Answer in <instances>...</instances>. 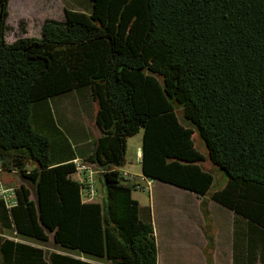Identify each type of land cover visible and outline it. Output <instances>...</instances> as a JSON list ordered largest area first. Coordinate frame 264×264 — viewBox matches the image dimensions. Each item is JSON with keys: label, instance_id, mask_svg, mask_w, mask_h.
Instances as JSON below:
<instances>
[{"label": "trees", "instance_id": "obj_1", "mask_svg": "<svg viewBox=\"0 0 264 264\" xmlns=\"http://www.w3.org/2000/svg\"><path fill=\"white\" fill-rule=\"evenodd\" d=\"M85 2L64 0V19L47 18L40 36L9 42V0H0V175L14 170L24 180L12 207L0 198V264H46L39 248L4 229L112 264H157L151 216L132 197L141 184H126L120 169L141 129L144 175L232 209L234 264H264V0ZM20 28L26 32L24 21ZM85 89L101 130L86 159L100 170L101 201H84L73 158L52 153L63 131L49 100ZM39 103L48 104L41 128ZM220 169L226 182L214 188ZM201 209L214 264L205 197Z\"/></svg>", "mask_w": 264, "mask_h": 264}, {"label": "crops", "instance_id": "obj_2", "mask_svg": "<svg viewBox=\"0 0 264 264\" xmlns=\"http://www.w3.org/2000/svg\"><path fill=\"white\" fill-rule=\"evenodd\" d=\"M73 1V0H70ZM76 1V0H75ZM33 6L29 7V4L26 0H21V4L18 6L19 15L17 17V28L19 29V34L15 36V39L21 36H35L31 35L32 32H39L41 35L42 25L44 24L47 18H53L57 20H62L65 18L64 5H62V15L61 17L54 16H44L41 18V9L38 3H34L32 0ZM36 2V1H35ZM86 4L85 0L82 1ZM10 3V0H9ZM81 3V2H80ZM20 8L22 14L20 12ZM10 11V7H9ZM11 15L9 14L8 23L10 25L9 19ZM24 21L26 26V32L23 33L20 28V22ZM11 26V25H10ZM12 28V27H10ZM13 29V28H12ZM10 30V29H9ZM39 35V36H40ZM14 39V40H15ZM13 40V41H14ZM12 42V41H10ZM77 95H69L66 96L64 100H58L57 103H54L52 106L49 102L50 107L52 108L53 113L55 112L56 117L61 125L60 129L63 131V134H54L53 137V157L56 161H68L70 158L73 160L78 159L79 161L87 162L86 160L94 151L95 141L101 135V130L95 123V113L97 111L96 104L93 101L92 96L90 95L87 89L76 92ZM52 99V98H51ZM50 101V100H49ZM43 104H37L36 108L38 110V125L41 128V111L43 107L48 108V104L42 106ZM63 127L65 128L67 134L70 136L72 141L66 135ZM131 138V137H130ZM129 142V139H128ZM143 146V144H142ZM142 146L139 147L138 157L141 159L142 165ZM128 149V148H127ZM127 157V155H126ZM207 164V163H206ZM122 172L128 173L126 175V184L134 186L135 184H141V188H135L132 191V197L139 201L136 197H134L133 192L142 189H147L149 193L156 192V185L158 183H166L172 186H175L184 192H180L182 196L181 199L178 198L177 202L171 197L169 198L170 190L163 189L162 193L166 194L165 199L161 201L160 204L165 203L166 205L161 209L164 215L168 218L167 221L170 229L165 234L166 240L169 242L170 240L174 241L171 244L165 246H160L158 240V263L157 264H207V257L205 254V246L207 244L206 235L203 231L204 224V214L201 209V201L203 198H207L209 209L211 211V215L214 221V226L216 230V243H215V252H214V264H234V248H235V237L233 234L234 231V222H235V212L229 207L221 204L220 202L210 198L208 195L201 196L195 191L182 188L180 186L162 181L160 179L146 177L143 173V165H142V177L144 179V183L139 181V177L136 178L133 173L128 170H125L123 167L120 168ZM14 171V170H13ZM100 171V170H99ZM16 172V171H14ZM100 173V172H99ZM99 173L96 175V179L99 180ZM78 180H81V177L78 174L74 176ZM220 180L221 177L219 176ZM13 182H7L6 185L16 187L19 184L23 183L24 180L21 177H13ZM100 182V180H99ZM156 183V185H155ZM147 186V188H146ZM150 186V189L148 187ZM222 185H217L215 188H220ZM98 188L99 195L103 197L104 190ZM158 195L153 197V204L157 210H159L160 204H157L156 198ZM99 197V196H98ZM101 198H97L96 200L101 201ZM140 207L142 211V215L144 217L151 216L153 225V210L152 204L145 205L140 201ZM174 219V220H173ZM174 228V232L172 227ZM5 233L10 239H14L15 241L22 242L28 244L30 246L37 247L41 250V254L39 255V259L43 260L42 263L51 264V254H64L69 255L73 258L80 259L86 262L97 263V264H112L111 260L106 257L99 258L94 255H90L84 253L78 249H69L63 247L61 244L55 242L53 239L48 241L37 240L34 238L21 237L16 234L13 229L11 233ZM155 230V225H154ZM172 231V233H170ZM156 235V230H155ZM157 238V236H156ZM178 247L181 246L183 249L185 248L184 254L181 256H176L172 258L171 251L168 247ZM165 247V248H164ZM198 248L199 254H196V249ZM233 259V262H232Z\"/></svg>", "mask_w": 264, "mask_h": 264}, {"label": "rangeland", "instance_id": "obj_3", "mask_svg": "<svg viewBox=\"0 0 264 264\" xmlns=\"http://www.w3.org/2000/svg\"><path fill=\"white\" fill-rule=\"evenodd\" d=\"M26 1L29 4V7L33 6L32 0H26ZM76 1L78 2L77 4H79L81 6L84 4L82 2L83 0H76ZM63 2H64V0H34V3L35 4L38 3V5L40 6L41 18H43L44 16H50V17L54 16V17L60 18L62 15ZM79 2H81V4ZM19 4H21V0H10V3H9L10 15H11L9 22L11 25L10 27L13 28V29L10 28V30L7 32V35H6V39L9 42L13 41L15 39V36H17L19 34L18 33L19 29L16 27L17 26V17L19 15V10H18ZM20 12L22 14L21 8H20ZM31 35L39 36L40 33L39 32H32V30H31ZM69 95H77V93L76 92H70V93L62 94V95H59V96H56V97L50 99L49 102L52 106H54V103H57L58 100H64L66 98V96H69ZM53 111H54V109H53ZM54 117H55L58 125H61L59 123L57 117H56L55 112H54ZM63 129H64L66 135L68 136V138L72 141V139L67 134L64 127H63ZM143 134H144V130L141 129V131L139 133H137L133 137L129 138L126 164L123 166V168L125 170H128L131 173H133L136 178L139 177V181H141L142 183H144V179L142 177L143 173H142L141 159L137 155H138L139 147L142 146V144H143ZM206 165H207V167L211 166L210 163H208V162ZM216 174H218V177L216 179L214 188L218 184L223 186L225 184L226 178H227L225 171H223L221 169ZM14 176L21 177L19 173L14 172V171H7V172L2 173V179L5 183L13 182ZM219 176L221 177V180H220ZM158 184L159 185H156V183H155V185L157 186L156 192H153V190H152V192L149 193V191L147 189H145V190L138 189V190L133 192V195H134V197L139 199V201L142 204L149 205V206H150V204H152L153 220H154L157 240H158L160 246L166 247L168 244H171V242H174V241L170 240L168 242L166 240V236H165V234L169 231L170 226L168 224L169 221H167L168 218L164 215L163 211L161 210L166 205L165 203L160 204L161 201L163 200L162 198L165 199V197H166V194L162 193V192H163V189L170 190V192L168 193L169 198L171 199V197H172L176 203L178 198L179 199L182 198V196L180 195V192H184V190H181L175 186H172V185H169L166 183H162V184L158 183ZM97 187L105 190L102 183L99 182V180H97ZM146 188H147V186H146ZM155 195H158L156 198V201H157V204H160L159 210H157V211H156L154 204H153V197H155ZM98 196H99L98 199L102 197L101 195H98ZM0 198H2V197L0 196ZM213 223H214V221H213ZM171 227H172V225H171ZM202 228H203V226H202ZM172 229L174 232L173 227H172ZM5 231L8 234L11 233L10 229H6ZM170 233H172V231H170ZM168 249L171 251L172 258H175V259H176V256H181L182 254H184V251H185V248L183 249L181 246H178V247L169 246ZM214 252H215V248H214ZM196 254H199L198 248L196 249ZM214 260H215V258H214ZM232 262H233V259H232ZM207 264H208V262H207Z\"/></svg>", "mask_w": 264, "mask_h": 264}, {"label": "built area", "instance_id": "obj_4", "mask_svg": "<svg viewBox=\"0 0 264 264\" xmlns=\"http://www.w3.org/2000/svg\"><path fill=\"white\" fill-rule=\"evenodd\" d=\"M74 162L76 163V169H77L76 174H78L81 177L80 181H82L85 184V187L82 192L83 200L84 201L96 200L99 195L97 188V179H96V175L100 172L99 168L94 163L89 161L83 162V161H79L78 159H75ZM125 175H128V173H125ZM141 187L138 186V188ZM148 189H150V186L148 187ZM0 192L4 193V200L5 198H12V206L16 203L15 188L6 185L1 175H0ZM12 206H8V207L10 208Z\"/></svg>", "mask_w": 264, "mask_h": 264}, {"label": "bare ground", "instance_id": "obj_5", "mask_svg": "<svg viewBox=\"0 0 264 264\" xmlns=\"http://www.w3.org/2000/svg\"><path fill=\"white\" fill-rule=\"evenodd\" d=\"M0 196L4 198V193L0 192ZM7 206H12V198H5Z\"/></svg>", "mask_w": 264, "mask_h": 264}]
</instances>
